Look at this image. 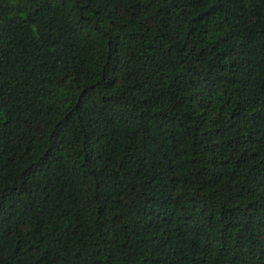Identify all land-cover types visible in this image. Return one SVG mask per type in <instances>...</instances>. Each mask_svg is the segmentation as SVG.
<instances>
[{"label":"trees","instance_id":"16d2710c","mask_svg":"<svg viewBox=\"0 0 264 264\" xmlns=\"http://www.w3.org/2000/svg\"><path fill=\"white\" fill-rule=\"evenodd\" d=\"M0 264H264V0H0Z\"/></svg>","mask_w":264,"mask_h":264}]
</instances>
